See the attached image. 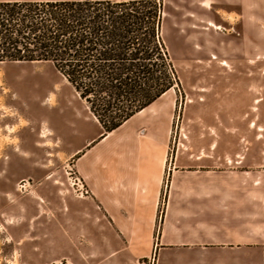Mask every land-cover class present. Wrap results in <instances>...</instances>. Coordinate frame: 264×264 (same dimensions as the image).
I'll return each mask as SVG.
<instances>
[{
  "label": "rangeland",
  "instance_id": "1",
  "mask_svg": "<svg viewBox=\"0 0 264 264\" xmlns=\"http://www.w3.org/2000/svg\"><path fill=\"white\" fill-rule=\"evenodd\" d=\"M258 3L257 18L217 13L214 42L177 40L175 26L165 24L176 73L162 97L175 102L169 160L205 153L214 163L264 166V0ZM103 131L51 63H0V264H109L106 233H91L106 217L96 216L84 172ZM163 211L164 199L159 221ZM136 264H156L155 257Z\"/></svg>",
  "mask_w": 264,
  "mask_h": 264
},
{
  "label": "crops",
  "instance_id": "2",
  "mask_svg": "<svg viewBox=\"0 0 264 264\" xmlns=\"http://www.w3.org/2000/svg\"><path fill=\"white\" fill-rule=\"evenodd\" d=\"M258 2L164 0L162 33L168 23L177 40L214 42L218 34L210 26L217 13L229 8L257 18ZM168 91L92 150L84 172L96 216L102 213L106 224H93L91 233H106L109 264H136L151 255L156 264H264V166L214 163L205 153L184 161L178 152L169 160L175 102L162 98Z\"/></svg>",
  "mask_w": 264,
  "mask_h": 264
},
{
  "label": "trees",
  "instance_id": "3",
  "mask_svg": "<svg viewBox=\"0 0 264 264\" xmlns=\"http://www.w3.org/2000/svg\"><path fill=\"white\" fill-rule=\"evenodd\" d=\"M163 0H0V63H51L104 134L176 83Z\"/></svg>",
  "mask_w": 264,
  "mask_h": 264
},
{
  "label": "bare ground",
  "instance_id": "4",
  "mask_svg": "<svg viewBox=\"0 0 264 264\" xmlns=\"http://www.w3.org/2000/svg\"><path fill=\"white\" fill-rule=\"evenodd\" d=\"M216 27H219V25L215 24ZM214 58H217V57H214ZM222 64L224 65H228V62L226 60H223L222 61ZM205 88L204 87H201V90H204ZM192 99H189V101H191Z\"/></svg>",
  "mask_w": 264,
  "mask_h": 264
}]
</instances>
